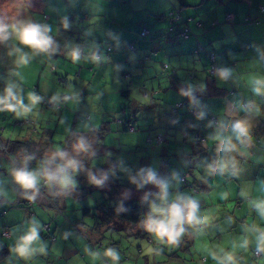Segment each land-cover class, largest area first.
<instances>
[{
	"label": "crops",
	"instance_id": "0c3cea01",
	"mask_svg": "<svg viewBox=\"0 0 264 264\" xmlns=\"http://www.w3.org/2000/svg\"><path fill=\"white\" fill-rule=\"evenodd\" d=\"M42 4H45L46 9L52 12V17L49 16L47 19L40 17L48 26L46 37L54 39L53 46L49 44L47 47L48 52L45 55L47 61L50 59L56 63L62 61L68 68L69 63L63 47L55 44V33L57 30L62 31L66 27H73V23H76L77 33L80 34L79 23L84 18L86 20L85 35L90 34L89 27H91V39L96 41L95 44H91L94 49L89 64L96 60L98 67H101L104 63L100 64L97 60L105 56L107 60L105 66L115 70L117 75L115 78L120 79L121 85L127 81V78L121 75L122 73L132 77L130 83L133 89L128 90L127 87L122 88V86L118 89L124 96L123 100L118 101L108 112L98 113L92 123H84L86 119L81 117L79 121L82 120L81 127L84 129L77 130L80 122L76 126L72 125V129L82 136L85 131L100 126L104 121L111 122L115 114L118 122L124 113L129 115L135 110L137 127L134 131L126 130L122 124L117 123L118 130L131 133L127 135L129 147L142 148L143 154H146L147 146L153 142L160 145L157 137L162 136L164 140L159 146L157 156H165L169 159L165 164L162 162L158 168L139 163L136 184L132 187L141 190L136 186L140 181L150 190L156 191V187L160 186L158 193H154L155 191L153 193L156 204L164 205L160 207L161 209L167 210L172 204L190 201L197 204L195 216L200 222L194 220L188 225L198 226L195 232L198 238H192L191 244L201 246L202 264H264V129L260 133L257 132L259 126L264 124V13L260 12L264 0H35L30 3L34 11H39L43 7ZM174 6H182V20L191 29L190 36L186 39L180 36L177 39L173 38V33L168 34L166 29L168 20L163 13ZM37 14L40 16L42 12ZM249 18L251 21L248 20ZM94 19L96 22H90ZM32 20L34 21L33 16ZM213 22H215L214 25ZM146 24L154 31V37H152L154 39L150 41V45L157 50L153 52L156 59L150 58L143 61V50L128 53L122 47L127 41L136 39L139 35L138 28ZM175 27L179 28L178 25ZM100 40L109 41L112 45L113 48L108 55L107 45L105 48L101 47ZM199 42L208 48L215 49L219 71L213 75V78L215 83L225 90L221 95L198 96L189 105H183L177 111L173 110L172 104L177 103L179 96L171 92L172 90L166 89L169 82L157 73L160 68L158 59H169L176 67L177 74L183 78L186 77L189 69H195L196 74L204 78V69L208 62L206 53L202 51L196 56L192 54L193 48ZM34 49L35 54L38 55V48ZM98 51L101 57L96 54ZM84 52L83 48L77 55L80 56ZM72 60L73 62H69L77 67L80 66V69L75 72L79 75L83 73L85 65H80L78 56L74 55ZM53 69L51 67V71ZM54 70H57V66ZM59 81L62 80L59 78ZM67 82L68 77L65 84ZM40 87L39 81L38 89ZM143 87L156 92L149 95L147 91H143ZM159 88L165 91L162 92ZM64 101L67 104L66 98ZM38 103L40 104L39 100ZM26 104L30 103L26 102ZM41 104L43 106V103ZM192 107L198 108L195 115L190 113ZM88 119L91 117L89 116ZM110 122L109 131L111 132L113 128ZM237 124H243L246 131L233 126ZM68 125L69 123L66 124ZM197 130L204 137L203 143L196 139ZM43 131L48 132V137L43 136ZM43 131L12 133L10 137L37 138L36 142L39 147L41 146L40 148H48L44 149L43 159H51L45 173L55 177V168L61 167L62 160H60L61 157H55L57 160L55 161L51 156L48 157L47 153L56 154L61 145L53 147V143H47V140L40 145V138L53 137L51 131ZM106 134L102 139L97 138V140L84 135L87 140H92L85 157H88L91 151L95 150L96 153L98 150L100 155L111 158L110 161H116L115 155L110 153V149L115 147L105 143ZM4 135L7 137L5 133ZM77 136L74 135L73 138ZM150 138L153 139L149 143ZM143 154L135 156V160L138 157H144ZM220 155L223 156V160ZM203 156L208 160L206 168L196 165ZM87 159L92 168L86 167L88 174L93 171L100 173L101 175L94 177H102L103 183H106L108 188L111 187L107 190L104 186V191H107L108 195L103 200H109L110 204H118L121 199L124 200L122 203L146 200V195L143 193L134 196L121 195L123 190L120 186L131 187L129 185L131 182H127L126 178L120 175L112 177L106 174L103 168L94 166L91 157ZM64 161L63 164L69 169L77 167L85 169L80 165H72L74 157ZM36 164L33 162L20 166L14 163L10 156L0 151V225L4 223L10 225V234L6 236L0 228L2 234L0 247L7 248V253L0 260V264H31V258L37 264H73L72 259L80 264L85 257L82 253L87 252L89 244L94 248L93 244L106 243L102 239L103 231L112 226L99 224L96 229L85 228L75 218L74 230L80 233L79 240L84 245L69 247L64 244L62 250L58 247V252L50 260L45 261L51 256L49 248L58 240V237L55 239L57 223L54 227L55 231L52 230L53 233L55 232V238L51 239L39 226L36 215L42 212L41 216L49 219L45 222L51 223L52 219L59 220V215L68 216L66 212L69 211L70 198L81 199L85 195H82L81 190L77 191L73 184L63 185L61 180L66 174L65 171H61L58 179H50L46 182L48 187L37 195V201L32 210H26L20 200L17 202L19 198L17 192L24 186L17 181L16 173L27 172L35 176V183L43 182L42 172H39ZM183 175L186 176L185 182L181 179ZM150 176L152 179H149ZM177 179L179 182L176 181ZM114 185H117L118 192L112 191ZM98 186L101 187V184ZM186 186L190 189L185 188ZM149 208L151 219L163 215L160 212H155L156 215H154L151 205ZM50 212L52 214L49 217ZM75 214L79 215L80 210ZM26 220L31 221V224L26 225ZM116 222L122 225L116 228L118 230L132 228L135 229L133 233L136 232L139 235L143 229L145 233L143 235L148 233L149 221L143 227L138 225V228L126 222ZM185 222L187 223L186 220ZM185 222L181 225L183 228ZM69 227H72V224ZM33 229L39 242L38 244L34 240L28 242L25 253L21 255L19 249L25 247L23 241L32 234ZM188 235L187 231L186 237ZM18 238L22 242L19 243ZM85 239L88 245L84 243ZM180 241L181 239L177 238L175 242ZM258 248L262 249V253L256 257L254 251ZM86 264H94V262ZM106 264L109 262L106 261Z\"/></svg>",
	"mask_w": 264,
	"mask_h": 264
},
{
	"label": "rangeland",
	"instance_id": "374dc122",
	"mask_svg": "<svg viewBox=\"0 0 264 264\" xmlns=\"http://www.w3.org/2000/svg\"><path fill=\"white\" fill-rule=\"evenodd\" d=\"M34 1L35 0H0V25L6 26L5 31L0 32V114L7 113L11 116L15 115L19 119L24 120L22 121L23 124H19V122L16 124L15 121L10 122V130H15L11 132L17 134L18 132L26 133L29 131L34 133L35 131H40L41 133L43 130H48L53 133V147H60L61 144L66 142L65 136L72 129V125L76 126L80 122V126L77 130L81 128L84 129L81 127L82 120L79 121L82 116L89 115L91 119L86 118L84 123H92L94 117H96L98 113L103 114L104 112H108L118 101L123 100L124 96L118 91L121 86L122 88L127 87L128 90L134 87L130 83L132 77L126 76L125 73L121 75L125 76L127 81L121 85L120 79L118 78L119 80H117L115 78V76H117L115 70L112 67L105 66L107 61L105 56L102 57L101 60H97L100 64L104 63L103 66L98 67L96 60L89 64L91 62L92 50L94 49V47H91V44H95L96 41H92L91 39V27H89L90 34L87 36L85 35L84 26L86 20L84 18L81 19L79 23L80 34L77 33L76 23H73V27H66L65 30H57L55 33V44L63 47V52L69 63L68 68H66L65 63L62 61L57 63L54 62L53 59L47 61L45 55L48 49L38 48L39 54L37 55L35 54L34 47L23 44L18 39L17 31L14 30V27L15 29H22L29 25L37 26L41 33L47 36V31L45 32V29L48 30V26L45 25L40 17H46V19L49 16L52 17V12L46 9L45 4H42L43 7L41 6L42 8L39 11H34L30 5V3ZM38 12H42V15L39 16L37 14ZM32 16L35 22L32 20ZM51 21L53 22V19ZM33 22L34 24H32ZM90 22H96V19ZM53 41L54 39L51 38L50 46H53ZM83 48L85 52L80 56L77 55ZM74 55L78 56V59L81 61L80 65L83 64L86 67H84L82 70L83 73L80 75L75 72L80 69V66L77 67L73 63H70L73 62L72 57ZM76 63H78L77 59ZM40 64H42V66H40ZM51 65L57 66V70L51 71ZM91 68H93V70H91ZM58 74H66L68 77L67 84L59 81ZM39 81L41 87L38 89ZM27 87L30 93L28 98L30 104H26V101L20 97L22 90ZM34 89H36V92ZM65 98L67 104L64 103L61 110H58L55 105L49 102L50 100L61 102V99ZM45 100H47V102L43 103ZM41 103H43V106ZM9 105L14 106L15 110H10ZM116 118L115 114L110 122L113 129L111 132L109 131L105 137V143L112 144L115 147L110 149V153L115 155V162L110 161L111 158L105 155H100L98 150L96 153L95 150L94 152L91 151L88 157H85V155H87L88 146H91L92 143V140H87L85 137L80 140L79 144L75 142L76 138L71 139L70 142H73L74 146L69 148L65 159L74 157L73 166L80 165L81 167H85V169L86 167L92 169L87 159L91 157L94 166H100L104 169L106 174L112 177L120 175L126 178L127 182H131L129 183L131 187L120 186V189L123 190L121 195L134 196L135 194L143 193L146 195V200L149 202V206L151 205L152 210L154 207L160 208L164 206L161 203L156 204L154 199V193H158L160 186L156 187V191L154 189L150 190L146 188L145 183L141 184L140 181L136 186L141 190L132 187L136 184L137 167L139 163L145 166L152 165V167L158 168L162 162L165 164L169 159L165 156H157L160 150L159 146L163 142L160 143L157 141L160 145L153 142V144L147 146L146 154H143L142 148L129 147V144H127V135H131V133L118 130ZM67 123H69L68 126H66ZM3 131H5L6 136H9L8 127L7 129L3 127ZM42 133L44 134L43 136L48 137L47 131H43ZM179 138L181 139V134ZM160 139L163 140V137L161 136ZM37 140L38 139L35 138L33 142L37 144ZM39 140L40 145H42L48 138L44 139L42 137ZM154 147L158 148L155 149ZM142 154L144 157H138L135 160V156H141ZM220 157L222 160L224 159L222 155H220ZM207 161L205 156H203L197 161L196 165L206 168ZM209 163L212 164L211 162ZM85 169L77 167L71 171H65V174L71 181L69 184L75 185L76 187L74 188L77 191L83 190L81 189L82 187H87L86 190L88 191L81 199L70 198L69 211L66 212L68 216L64 214L59 215V220H51L50 218V223L45 222L49 221V219L41 216L42 212H40V215H36L39 226L41 227L49 223L50 225L52 224L51 228L55 231L54 227L57 223L55 239L58 237V240L54 246L49 248L51 256L45 261L50 260L52 256L58 252V247L62 250L64 244L69 247H80L84 245L83 242L79 240L80 233L74 230L75 226L73 222H75V218L80 221L85 228L93 227L96 229L99 225L98 221L94 220L92 216L83 214V207L88 205L93 208V211L97 210V204L108 195V192L104 191L105 187L107 190L111 187L108 188V185L103 183L102 177H94L96 175H101L100 173L93 171V173L88 174L87 169ZM176 181L179 182L178 179ZM100 184L101 187L98 186ZM116 187L117 185H114L112 191L118 192L119 190L117 191ZM187 187L189 188V186L185 188ZM189 192L191 194L190 190ZM73 193L76 194L77 192ZM123 201L124 200L121 199L118 204H121ZM75 204L77 206H74ZM79 210L80 214L76 216L75 213ZM51 214L50 212L49 217ZM153 214L156 215L155 212ZM152 219L161 220L164 219V215H158ZM25 224H31V221L26 220ZM70 224H72V227H69ZM111 226L112 227L106 228L103 231L104 237L102 239L106 242L104 245L101 243L98 245L93 244L94 248H92L87 240H84L86 245L89 244V248L87 252L83 251L82 254L83 256L85 254V257L84 260L80 261V264H86L92 261L94 264H106V261H108L109 264H202L200 258L201 246L199 244H191L192 238H198V235L195 234L198 226L193 224L188 225V222H185L184 231L178 237L181 241L175 243L168 242L167 236L161 239L155 232L149 229H147V235H138L136 232L133 233L135 229L132 228H129V231L116 229L122 226L116 221H113ZM131 226L139 227L134 224H131ZM187 231L189 235L186 237ZM44 232L45 234L48 233L47 231ZM50 238L52 239L53 236H50ZM2 240L3 239H1V241ZM18 240L19 243L22 242L19 238ZM33 240L38 244L39 241L37 237ZM23 243H25V241H23ZM188 248L190 250H187ZM30 260H32L31 264H37L32 258ZM71 261H73V264H77L74 259Z\"/></svg>",
	"mask_w": 264,
	"mask_h": 264
},
{
	"label": "trees",
	"instance_id": "16d2710c",
	"mask_svg": "<svg viewBox=\"0 0 264 264\" xmlns=\"http://www.w3.org/2000/svg\"><path fill=\"white\" fill-rule=\"evenodd\" d=\"M181 10H182V6H179V7L174 6V7L168 9L167 11H165L163 13V16L166 17V19L168 20V26L166 28L168 30V34L173 33L172 36H173V38H176V39L179 36L182 39H186L187 37L190 36V33H191L190 27L187 25V23H185L184 20H182ZM260 12L264 13V5H262L260 7ZM248 20L251 21L250 18ZM212 24L214 25L215 22H213ZM176 25H178L179 28L175 27ZM186 29H187V31H186L187 35H184V32ZM137 32L139 34L138 37L136 39H132V40L127 41L126 44L123 45L122 48L125 50V52H128V53H135L138 50H143L144 51V54L142 57L143 61L149 60L150 58L156 59V55H154L153 52L157 49L150 45V41L152 39H154V38H152V37H154V31L150 28L149 25L146 24L144 26L139 27ZM100 45H101V47H104V48L107 45L106 46L107 55L109 54V52L113 48L112 45L109 43V41L103 42V40H100ZM99 50H101V49H99ZM202 51H204L206 53V57H207V61H208L207 65H206L207 67H206V69H204L205 70L204 71L205 72L204 78L199 77L196 74L195 69H191V70L189 69V71L185 75L186 77L183 78L177 74L176 67L171 63V61L169 59H167V58L166 59H158V61L160 62V68H159V71L157 73H159V75H161L162 78H164V79L166 78L167 81L169 82V85L167 86L166 89L172 90L171 92H174V94H177L179 96L177 103L172 104L173 110L177 111L181 106L189 105L198 96L209 97V96L221 95L225 90L224 88H221L220 86H218L215 83L214 78H213V75L219 71V65H218L217 54H216L215 49L214 48H208L204 44L199 42L193 48L192 54L196 56V55H199ZM96 54L97 55L99 54V56H100L99 51L96 52ZM99 60H101V59H99ZM213 66H214V69L216 72H211V68ZM53 68L55 69L54 65L52 66V69ZM57 76L62 80L60 82L67 81L66 75H59L58 74ZM195 78H197L198 80H196ZM199 80H201L203 83L200 84L201 81H199ZM159 89L162 92L165 91V89H161V88H159ZM34 90L36 92V89H34ZM143 91L144 92L147 91V93L149 95L153 92H156V91H151V89H149L148 87H146V88L143 87ZM29 94H30L29 89L27 87V88L22 90V92L20 93V95H21L20 97L23 100H25L26 102H29L28 101ZM55 101H57V100H55ZM45 102H47V100H45L43 103H45ZM57 102L61 104L60 107H63V105L65 103L64 99H61V102H59V101H57ZM170 108H171V106H170ZM124 110L125 109H123V112H125ZM197 111H198L197 107H192L190 110V113L195 115ZM136 114L137 113H135V110L133 113H131L129 115H125V113H124V115L118 121L119 124H122L126 128V130L134 131L137 127V124L135 122V118L137 116ZM82 117H83V119H86V118H84L85 116H82ZM213 118H217V117L213 116ZM13 121H15L16 124L18 122H19V124H23L22 121H24V120L19 119L15 115L11 116L7 113L0 114V151H2L7 156H10L12 161L14 163L20 165V166H22L23 164L36 162L37 163L36 166H37V168H39V172H42L41 176L43 175L42 176V178L44 180L43 182L35 183L34 186L30 187V188H25V187L20 188L17 192L18 197H19V198H17V202L20 200V202L23 204L24 208L28 211H31L33 208V205L37 201V195L41 191H44V189L46 187H48L46 182H48V180H50L49 176H53L52 174L49 175V174L45 173V170L48 169L47 166H48V164H50L51 159H43L44 155H45L44 149L39 148L37 146V144H35L33 142L34 138L29 137L28 139H23V138H12V137H10V135H12V133H13L11 131H15V130H10V122H13ZM6 122H7V124H6ZM109 122L110 121H104L100 126L94 127L91 130L85 131L84 135H86V136H88L94 140H97V138L102 139L105 136V134L110 130ZM237 125H235V126L233 125V126L236 128ZM2 126L5 129H7V127L9 128V130H10L9 136L5 137V135H4L5 131H3ZM170 127H175V126H170ZM262 129H264V124L259 126V128L257 129V132L260 133V131ZM197 132H198V137L196 138L197 141L199 140L201 143H203V141L201 140V138L203 136L201 135V133H199L198 130H197ZM74 135H78L75 139V142H77L78 144H79L80 140H82V138L85 137L84 135L80 136L78 133H76V131L74 129H71L70 132H68L66 134V136H65L66 142L64 144H61L60 150H58V152L54 155L47 153V156L48 157L51 156L52 159L55 161H57L55 159V157H57V158L61 157L60 160H62V161H60L61 167L57 166L58 169L54 167L55 168V171H54L55 179L59 178L61 169H63V171H68V170L71 171L72 170V169H69L63 163H65V161H64L65 153L69 150V148L74 146L73 142H70L71 139L74 137ZM258 136H260V135H258ZM152 139L153 138H150V140L148 142L150 143V141ZM47 142H49V143L53 142V137L50 136L48 138ZM160 143H162V141ZM135 147L136 146H134V148ZM55 163H57V162H55ZM55 166H56V164H55ZM78 188H81V187H78ZM67 189H65V190L67 191ZM81 189H83V190H81L82 195H86L88 193V191L86 190L87 187H82ZM172 205H174V204H172ZM175 205L179 206L180 204H175ZM96 208H97V210L93 211L92 207L86 205L83 207V214L87 215V216H92L94 218V220L98 221L99 224H111L113 221H121V222H126L129 224H134L137 226L139 225V226L143 227L144 225H146V223L151 218V212H150L149 204H148V201H146V200H141V201L140 200H133L130 202H124L122 204H116V203L110 204L109 200L105 199V200L100 201L97 204ZM77 222L79 223L80 221H77ZM9 226L10 225H7L6 223L0 225V228L3 229V234L5 236H6L5 232H8L10 234ZM42 229H43V231L48 232L45 235H47L48 237L53 236L52 239L55 238L50 224H44ZM139 234H142V235L145 234L144 230L141 229ZM0 235L2 236L1 233H0ZM258 249H260L261 253H262V249L261 248H258ZM6 253H7V248L0 247V260H2L4 258ZM261 253L259 255H256V254H254V255L256 257H258L261 255Z\"/></svg>",
	"mask_w": 264,
	"mask_h": 264
},
{
	"label": "clouds",
	"instance_id": "9594fccd",
	"mask_svg": "<svg viewBox=\"0 0 264 264\" xmlns=\"http://www.w3.org/2000/svg\"><path fill=\"white\" fill-rule=\"evenodd\" d=\"M5 27L6 26L4 25H0V32H4ZM14 30L17 31L18 39L25 45H30L34 48H39V49H47V47L50 44V38L43 35L37 26L29 25L22 29H15L14 27ZM46 31L47 29H45V32ZM9 109L15 110L14 106L12 105H9ZM237 128H240L241 131H243V128L241 125L238 124ZM61 171H63V169H61ZM16 179L25 188L33 187L36 182V178L34 175L27 173V172H23V171L16 173ZM49 179H55V177L49 176ZM149 179H152V177L150 176ZM61 183L67 186L69 183H71L70 178L67 175H64L62 177ZM179 206L174 204L171 206L170 209H167V210L154 207L153 209L154 212L162 213L164 215V219L156 220V219L150 218L149 223L147 225L148 229L152 232H155L156 235L160 237L161 239L167 236L168 242L175 243L177 238L184 231L181 225L185 222V220L188 223H191L194 220H196V222H200L199 220L196 219V216H195V213L197 210V204L194 201H190L185 206L188 209L186 214L184 212V209H182ZM35 238H36V232L33 229L32 234L28 235L25 238V247H21L19 249L21 255L25 253L27 243L32 241Z\"/></svg>",
	"mask_w": 264,
	"mask_h": 264
},
{
	"label": "built area",
	"instance_id": "2783aa9c",
	"mask_svg": "<svg viewBox=\"0 0 264 264\" xmlns=\"http://www.w3.org/2000/svg\"><path fill=\"white\" fill-rule=\"evenodd\" d=\"M187 29L185 30V32H184V35H187ZM211 72H216L215 71V69H214V66L211 68ZM50 102V104H52V105H56L58 108L61 106V104L60 103H58L57 101H55V100H50L49 101ZM89 117V115H86L84 118H88ZM241 126H242V128H243V131H246V129H245V126L243 125V124H240ZM235 126V125H234ZM240 129V128H239ZM157 140L159 141V142H161V141H163L164 140V137H163V140H161L160 139V136L159 137H157ZM201 140L204 142V137H202L201 138ZM181 179H182V181H186V176L185 175H183L182 177H181ZM189 202H183V203H181L180 204V206L179 207H181L182 209H184V212H185V214L187 213V208L185 207L187 204H188ZM5 234L6 235H9V233L8 232H5ZM261 253V250L260 249H256L255 251H254V254H256V255H259Z\"/></svg>",
	"mask_w": 264,
	"mask_h": 264
}]
</instances>
